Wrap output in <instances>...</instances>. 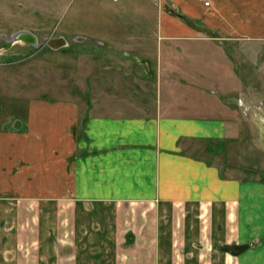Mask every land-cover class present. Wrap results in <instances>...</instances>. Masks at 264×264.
<instances>
[{"label":"crops","instance_id":"crops-1","mask_svg":"<svg viewBox=\"0 0 264 264\" xmlns=\"http://www.w3.org/2000/svg\"><path fill=\"white\" fill-rule=\"evenodd\" d=\"M172 1L178 7L177 18L170 19L167 9L161 38L165 45L181 50L174 54L169 51L172 47L165 46L164 53L157 54L158 74L151 60H145L150 76H158L155 83H147L149 94L106 90L108 93L83 102L33 96L19 105L22 110L15 117L1 118L0 219L7 218L8 203H12L16 208L11 217L18 224L29 221L24 228L0 227L1 261L44 264L39 245L51 235L53 253L49 257L55 261L49 264H264V181L224 175L209 156L216 141L230 136L229 121L198 115L189 104L218 102L215 95L222 90L215 87L216 72L221 73L220 79L226 78L225 93L238 92L232 85H247L237 67L231 65L232 52L217 51L212 59L219 64L211 67L207 62L201 70L193 61L206 55L190 47L223 40L256 43L263 49L264 0H211L209 6L204 0ZM192 21L206 24L217 36L209 39L196 34ZM138 103L157 104L149 110L148 105ZM171 203L211 205L204 232L213 239L220 234L216 206L223 205L219 211L223 236L231 237L229 244L246 243L249 247L238 255L230 254L234 259L185 257L188 250L194 251L195 243L178 250L177 244L172 247L163 242L170 234L162 224L167 214L164 205ZM50 205L54 208L51 213L43 207ZM177 212V235H188L186 230L192 226L200 229L199 221ZM46 220L47 225L50 220L54 224L70 221L69 234L82 237L85 233L121 236L132 229L137 236H148L150 243L131 245L142 253L139 257L130 258L125 254L129 249L122 250L123 245L117 243L111 259H87L83 251L96 249L84 250L80 238L79 247L56 249L55 227L44 228ZM168 251H181V256L166 259L163 253ZM19 252L32 254L26 259ZM152 252L158 253V258H152Z\"/></svg>","mask_w":264,"mask_h":264},{"label":"rangeland","instance_id":"rangeland-1","mask_svg":"<svg viewBox=\"0 0 264 264\" xmlns=\"http://www.w3.org/2000/svg\"><path fill=\"white\" fill-rule=\"evenodd\" d=\"M167 1L0 0V123L1 118L15 117L18 110H22L19 109V105L33 96L71 98L83 102L94 99L98 93H108L107 91H118L119 94L129 95H137L138 92L149 94L145 87H149L147 83H155L156 77L150 76L147 72L145 60H151L152 67L156 72L158 71V74L161 66L156 60L157 54L164 53L165 46L172 47L169 51L174 54L181 50H177L172 44L165 45L166 41L161 38L165 33L162 27L167 20L168 12H171H169L170 19L177 18V5L172 0ZM192 23L196 25V34L209 39L217 36L206 24L197 25L196 21ZM20 29L35 32L39 37L38 45H32L24 40L7 39L6 36ZM78 34L87 36V39L74 41L73 37ZM46 35L51 37L64 35L70 43L60 49H52L47 45V39L44 37ZM213 42L215 43V40ZM219 42L215 44L198 42L197 46L190 47L192 51H199L198 53L201 52V55H206L207 58L202 59L200 56L198 60H194L195 68L203 70L207 62L211 63V67L215 63L219 64V60L212 59L219 50L228 54L232 52V55L229 54L232 57L231 65L237 67L247 85H232L231 87L238 92H233L232 95L225 93L226 78L220 79L218 75L221 73L216 72L215 87L222 92H218L215 96L221 97V100L218 97L217 103L189 104L194 106L193 111L198 115L220 117L229 121L230 136L222 141H216L214 150L209 156L221 167L224 175L249 181H264V47L262 49L259 44L245 41ZM167 62L174 65L172 61ZM225 66L223 65L226 69ZM138 104L148 105L150 110L157 103ZM210 206L206 204L184 206L175 203L164 205L167 214L162 224L170 234L163 237V242H168L172 247L177 244L175 249L179 247L178 250L182 245L189 248L191 243H195L194 251L188 250L184 254L189 259L203 261L229 259L230 254L233 255L232 252L221 250V246L226 245L231 239L223 236L224 224L222 217L219 216L223 205L216 206V227L220 234L213 239L204 232V228H207L209 218L207 211ZM43 207L49 213L54 210L51 205ZM15 208L16 204L8 203L7 218L0 219V227L16 229L29 226L27 225L29 221L25 220L22 223L19 221L18 224V221L11 217ZM56 210H59L58 206ZM176 212L179 215L186 212L185 218L191 216L195 222L199 221L200 229L192 226L186 230L187 233L189 232L188 235L186 233L183 236L177 235L176 232H179L180 227H176L178 221ZM162 216L165 217V212ZM53 226L56 231L54 235L56 249L67 251L70 247H79L77 239L80 238L84 250L92 247L96 249L83 251V255L87 254L88 258L85 257L87 259L97 257L111 259L114 253L111 251L112 247L117 243L123 245L122 250L129 249L130 252L127 251L128 253L125 254L130 258L135 255L139 257L142 253L137 251V248L134 251L130 248L131 245L136 242L150 243L148 236H137L132 229L129 230L131 232L128 231L126 235L121 236L85 233L82 237L69 234L68 229L72 226L70 221H60V223L56 221L54 224V221L50 220L47 225L46 220L44 228L49 229ZM66 230H68L67 234L57 235L58 231ZM192 231L193 235H191ZM198 231L201 232V236ZM47 237L49 239L45 242L41 244L39 242V250H41L39 256L41 263L44 264L55 261L49 257L52 255L51 252L53 253L51 250L54 238L51 235L46 236V239ZM156 238L158 236L153 237L154 240H157ZM19 254H24V258L28 259L27 257L32 253L19 252ZM163 254H167L166 259H179L181 251H168ZM11 256L14 257V253ZM152 258H158V253L152 252ZM231 259H234V256ZM0 263L11 262L0 260Z\"/></svg>","mask_w":264,"mask_h":264},{"label":"water","instance_id":"water-1","mask_svg":"<svg viewBox=\"0 0 264 264\" xmlns=\"http://www.w3.org/2000/svg\"><path fill=\"white\" fill-rule=\"evenodd\" d=\"M6 37L9 41L24 40L35 46H37L39 43L38 35L35 32L28 30V29H20L12 33V35L6 36ZM44 37L47 39V45L52 49H60L62 47L68 46L70 43L67 37L64 35L52 36V37L49 35H46ZM73 39L74 41L80 42V41L86 40L87 36L78 34V35H75ZM248 247L249 245L246 243L245 244H226L222 246V250L231 251L234 254H240L243 251H245Z\"/></svg>","mask_w":264,"mask_h":264},{"label":"built area","instance_id":"built-area-1","mask_svg":"<svg viewBox=\"0 0 264 264\" xmlns=\"http://www.w3.org/2000/svg\"><path fill=\"white\" fill-rule=\"evenodd\" d=\"M204 4H205L206 6H209V5L211 4V0H204Z\"/></svg>","mask_w":264,"mask_h":264}]
</instances>
